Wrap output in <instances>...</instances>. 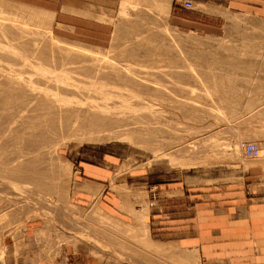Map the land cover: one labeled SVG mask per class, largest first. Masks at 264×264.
Masks as SVG:
<instances>
[{
  "label": "rangeland",
  "instance_id": "obj_1",
  "mask_svg": "<svg viewBox=\"0 0 264 264\" xmlns=\"http://www.w3.org/2000/svg\"><path fill=\"white\" fill-rule=\"evenodd\" d=\"M157 2L94 11V26L72 31L54 12L0 0V264L41 226L101 264H199L154 233L158 196L240 183L264 166V31L239 17L194 24ZM250 143L256 158L243 152ZM104 155L149 190L133 223L71 202L81 164Z\"/></svg>",
  "mask_w": 264,
  "mask_h": 264
},
{
  "label": "crops",
  "instance_id": "obj_2",
  "mask_svg": "<svg viewBox=\"0 0 264 264\" xmlns=\"http://www.w3.org/2000/svg\"><path fill=\"white\" fill-rule=\"evenodd\" d=\"M16 1L54 12L57 24L73 31L94 26L92 22L96 18L92 12L117 10L123 2L133 0ZM191 1L192 10L183 7L184 0L157 3L167 15L188 13L192 20L187 21L194 24L200 25L206 17L228 22L239 17L246 25L264 31V0ZM118 166L109 155L96 163L83 162L82 175L72 184V204L79 208L97 206L101 212L97 218L107 215L119 223H133L141 210L139 207L150 199L149 190L138 179L130 182L129 174H121ZM158 197L160 209L151 212L150 226L164 244L193 252L199 264H264V166L261 164L249 167L240 183L168 196L162 192ZM31 228L17 245L16 257L6 264H101L81 246L42 238L39 234L43 226Z\"/></svg>",
  "mask_w": 264,
  "mask_h": 264
},
{
  "label": "bare ground",
  "instance_id": "obj_3",
  "mask_svg": "<svg viewBox=\"0 0 264 264\" xmlns=\"http://www.w3.org/2000/svg\"><path fill=\"white\" fill-rule=\"evenodd\" d=\"M233 23L237 24V22L234 21V20H233ZM142 25H143V24H142ZM20 47H21V46H20ZM22 51H23V50H22ZM26 51H27V50H26ZM104 57H105V56H104ZM12 58H13V57H12ZM8 61H9V60H8ZM102 61H103V60H102ZM4 62H5V61H4ZM104 62H105V61H104ZM238 68H239V67H238ZM107 70H108V69H107ZM100 75H101V73H100ZM94 76H95V75H94ZM130 76H131V75H130ZM132 77H133V76H131V78H132ZM135 78H136V77L134 76L133 79H135ZM140 79H141V78H140ZM36 81H37V80H36ZM179 81H180V80H179ZM155 82H156V81H155ZM20 84H21V83H20ZM47 85H48V84H47ZM142 89H143V88H142ZM22 91H23V90H22ZM142 91H145V89H143ZM107 93H108V92H107ZM22 95H23V93H22ZM27 95H28V94H27ZM16 96H17V95H16ZM33 96H34V95H33ZM33 96H32V97H33ZM10 97H11V96H10ZM28 97H29V96H28ZM39 97H40V96H39ZM35 98H36V97H35ZM35 100H36V99H35ZM33 101H34V100H33ZM44 101H45V100H44ZM46 101H47V100H46ZM26 102H27V101H26ZM30 102H32V101H30ZM42 102H43V101H42ZM24 103H25V102H24ZM28 104H29V102H28ZM46 104H47V103H46ZM48 104H49V102H48ZM4 105H5V104H4ZM6 105H7V104H6ZM9 108H10V107H9ZM29 108H30V107H29ZM27 109H28V108H27ZM81 109H82V108H81ZM78 110H79V109H78ZM83 110H84V109H83ZM13 112H14V111H13ZM19 113H20V112H19ZM104 113H106V112H104ZM104 113H102L101 115H99V114H98V115H95V116L91 119V121H88V122L86 121V124H88V127H89V128H92V129H90V132H93V131H92V130H94L93 127L103 126L102 123H96V124H95V122H97L99 118H101L100 120L103 121V120L105 119V117H106V116L103 115ZM72 114H73V113H72ZM84 114H85V113H84ZM192 114H193V113H192ZM10 115H11V114H10ZM15 115H16V114H15ZM15 115H14V116H15ZM108 115H109V114H108ZM14 116L12 117L13 119L15 118ZM3 117H4V116H3ZM6 117H7V116H6ZM9 117H10V116H9ZM62 117H63V116H62ZM68 117H69V116H68ZM70 117H71V115H70ZM12 118H11V121H10V122H12V120H13ZM6 119H7V118H6ZM9 119H10V118H9ZM16 119H17V118H16ZM0 120H2V119H0ZM14 120H15V119H14ZM76 120H79V119H76ZM2 121H3V120H2ZM2 121H1V122H2ZM101 121H100V122H101ZM110 121H111V120H110ZM1 122H0V124H1ZM103 122H104V121H103ZM2 123H4V122H2ZM37 124H38V123H37ZM109 125H110V124H109ZM86 126H87V125H86ZM104 126H105V125H104ZM106 126H108V125H106ZM2 127H3V126H2ZM80 127L82 128V127H84V125L82 124V126H80ZM125 127H126V126H125ZM9 128H10V127H9ZM11 128H12V127H11ZM86 128H87V127H86ZM86 128H85V130H86ZM12 129H13V128H12ZM12 129H11V130H12ZM18 129H19V128H18ZM82 129H83V128H82ZM98 130H99V129H98ZM100 130H101V129H100ZM114 130H115V129H114ZM81 131H82V130H81ZM94 131H95V130H94ZM7 132H8V131H7ZM17 132H18V131H17ZM97 132H98V131H97ZM0 133H1V132H0ZM77 133H78V132H77ZM4 135H5V134H4ZM6 135H7V133H6ZM96 138H97V137H96ZM9 139H10V138H9ZM19 139H20V138H19ZM88 139H89V138H88ZM3 140H5V139H3ZM46 140H47V139H46ZM6 146H7V145H6ZM260 152H261V151H260ZM13 153H14V152H13ZM15 153H16V152H15ZM15 153H14V154H15ZM259 155H260V154H259ZM22 157H23V156H22ZM22 164H23V163H22ZM24 164H25V163H24ZM5 165H6V164H5ZM7 165H8V163H7ZM25 165H26V164H25ZM3 166H4V165H3ZM19 167H20V166L15 167V168H14L15 170L12 171V174H15V175H19V176H20V173L23 172V169H22L23 167H22V168H19ZM26 168H27V167H26ZM28 168H29V167H28ZM23 176H24V174H23ZM18 178H19V177H18ZM12 179H13V178H12ZM24 179L26 180V177H25ZM28 179H32V177H30V178H28ZM185 257H186V256H185ZM185 257H184V258H185ZM187 258H188V257H187ZM184 260H185V259H183V261H184ZM188 260H189V259H188ZM190 261H191V260H190ZM186 263H188V262L186 261Z\"/></svg>",
  "mask_w": 264,
  "mask_h": 264
},
{
  "label": "built area",
  "instance_id": "obj_4",
  "mask_svg": "<svg viewBox=\"0 0 264 264\" xmlns=\"http://www.w3.org/2000/svg\"><path fill=\"white\" fill-rule=\"evenodd\" d=\"M183 7L189 10H192L194 8L193 2L191 0H184ZM243 152L246 157L248 158H256L260 154V148L258 144L250 143V144H244L243 146Z\"/></svg>",
  "mask_w": 264,
  "mask_h": 264
}]
</instances>
